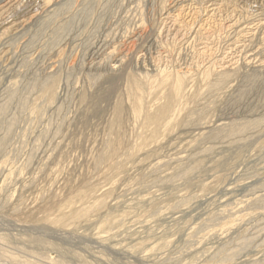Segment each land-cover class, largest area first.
I'll return each instance as SVG.
<instances>
[{
    "label": "rangeland",
    "instance_id": "374dc122",
    "mask_svg": "<svg viewBox=\"0 0 264 264\" xmlns=\"http://www.w3.org/2000/svg\"><path fill=\"white\" fill-rule=\"evenodd\" d=\"M0 118V264H264V0H0Z\"/></svg>",
    "mask_w": 264,
    "mask_h": 264
},
{
    "label": "bare ground",
    "instance_id": "6f19581e",
    "mask_svg": "<svg viewBox=\"0 0 264 264\" xmlns=\"http://www.w3.org/2000/svg\"><path fill=\"white\" fill-rule=\"evenodd\" d=\"M16 1V0H15ZM4 5V4H3ZM7 6V5H6ZM118 61H116L115 60V63H117ZM94 63V62H93ZM96 65V64H95ZM210 76V75H209ZM207 79V78H206ZM175 83V82H174ZM170 84V83H169ZM181 82H177L176 84H175V86H174V91H175V93L177 94L179 91H180V86H181ZM7 93V92H6ZM182 95V94H181ZM178 96L179 97H181L179 94H178ZM7 115V114H6ZM1 119V118H0ZM226 126V123L223 121V120H220L219 122H218V124H217V126H216V128L217 129H222V128H224ZM43 148V147H42ZM45 154V153H44ZM43 158V157H42ZM45 161V160H44ZM28 166V165H27ZM32 169V168H31ZM6 170V169H5ZM35 186V185H34ZM3 193V192H2ZM6 198V197H5ZM9 199V198H8ZM7 200V199H6ZM7 203H6V205H4L6 208H7V210L8 209H12V205L10 204V201L8 200V201H6ZM2 205V206H3ZM3 208V207H2ZM15 208V207H14ZM5 209V208H4ZM5 211H6V209H5ZM28 211V210H27ZM42 213V212H41ZM2 216V215H1ZM3 218H4V216H2ZM81 217V216H80ZM8 218V217H7ZM9 218H11V217H9ZM15 218V217H14ZM48 219V218H47ZM5 220H7V219H5ZM17 220H19V219H16V220H12V219H9V220H7V222H9V223H11V225L12 224H15V226H17V228L19 227H21V228H24L25 229V225L23 224V223H21V222H19V221H17ZM44 221H46V220H44ZM1 223V222H0ZM26 223V222H25ZM42 224V223H41ZM2 225V224H1ZM26 225H28V223L26 224ZM31 225V224H30ZM29 225V226H30ZM44 224H42V226H43ZM6 227V226H5ZM32 227H34V228H38L39 226L38 225H36V224H32ZM43 227H46L47 228V230H49V231H59V232H64V231H66V230H64V227L63 226H61L60 224H53V223H48V224H45ZM16 228V227H15ZM17 230V229H16ZM27 230V229H26ZM22 231H25V230H22ZM71 234V233H70ZM57 236V235H56ZM95 236V235H94ZM98 236H100L99 234H98ZM23 237V236H22ZM64 237V236H63ZM67 237V236H66ZM58 238V237H57ZM93 239V238H92ZM91 240V239H90ZM94 241H95V243L97 242V244H98V242H101L102 240H100V238L99 237H97V238H95V239H93ZM5 241V240H4ZM7 241V240H6ZM93 242V241H92ZM4 255V254H3ZM5 261V260H4ZM27 263V262H26Z\"/></svg>",
    "mask_w": 264,
    "mask_h": 264
}]
</instances>
